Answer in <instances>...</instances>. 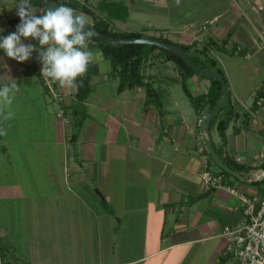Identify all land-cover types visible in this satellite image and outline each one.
I'll use <instances>...</instances> for the list:
<instances>
[{
    "label": "crops",
    "instance_id": "obj_1",
    "mask_svg": "<svg viewBox=\"0 0 264 264\" xmlns=\"http://www.w3.org/2000/svg\"><path fill=\"white\" fill-rule=\"evenodd\" d=\"M78 1L92 13L75 11L91 25L97 18L116 31L163 35L169 43L190 46L200 67L222 68L230 106L210 120L209 139L222 160L257 159L264 146V106L252 110L264 84V0ZM19 3L0 0V37L9 34V20L19 17ZM210 40L215 44L208 57L215 66L199 52ZM90 51L92 92L73 142L76 82L70 88L52 80V94L42 74L32 71L36 51L20 63L0 50V85L10 83L9 77L19 87L12 104L0 106V129L6 132L0 135V236L9 247L6 260L235 264L221 254L222 230L241 221L239 200L209 188L202 177L201 120L215 106L210 108L206 96L210 78L195 71L186 79L191 96L203 98L194 103L176 62L160 46L150 49L140 72L160 104H148L145 85L119 90L112 60L97 46ZM8 112L13 115L5 120ZM256 169L247 177L239 173L243 179L230 178L248 193L260 192L261 185L251 182L260 173Z\"/></svg>",
    "mask_w": 264,
    "mask_h": 264
},
{
    "label": "clouds",
    "instance_id": "obj_2",
    "mask_svg": "<svg viewBox=\"0 0 264 264\" xmlns=\"http://www.w3.org/2000/svg\"><path fill=\"white\" fill-rule=\"evenodd\" d=\"M16 8L21 23L15 32L0 37V50L20 63L38 51L42 75L59 82L62 87H74L75 81L86 73L94 59V54L88 50V41L93 35L91 19L67 6L51 7L46 13L37 15L31 0H20ZM28 38L38 41L39 49L22 42ZM8 79L10 83L0 85V106H10L19 91L17 83ZM12 115L8 112L4 119H10ZM0 135H6V132L0 129Z\"/></svg>",
    "mask_w": 264,
    "mask_h": 264
},
{
    "label": "trees",
    "instance_id": "obj_3",
    "mask_svg": "<svg viewBox=\"0 0 264 264\" xmlns=\"http://www.w3.org/2000/svg\"><path fill=\"white\" fill-rule=\"evenodd\" d=\"M55 2H57L60 5L63 6H67V7H71L74 10H78V11H83V12H87L89 14H91V10L89 8H87L85 5L81 4L78 0H54ZM31 5L32 6H38L40 8V10L36 11L37 15H42L44 13H46V11L48 10L47 7H45L43 4H41L40 2L36 1V0H31ZM21 23L20 18H13L9 20V27L7 28V31L10 33H13L16 31L17 26ZM93 27L94 29L99 32L100 34H102L103 36L106 37H111V38H139V37H144L147 36L143 31H136V32H124V31H116L113 30L110 27V24L108 22H106L103 19H97L94 18V22H93ZM150 37H154L157 38L161 41H165V42H169V39H167L165 36L160 35H152ZM38 42V41H37ZM214 42L213 41H208L206 43V46L200 50L199 52H201L205 57H206V61L210 62V64H213L215 66L216 62L214 61L213 58L208 57V53L210 52V49L212 46H214ZM92 46H97L99 48H101L105 54L106 57L110 58L113 62L114 65V69L117 71L119 77H120V85H119V90H123L126 87H131V86H136V85H145L146 89H147V94H148V99H147V103L148 104H155V105H159L160 102L156 100L157 97V92L154 90V88L152 87V85L150 83H145L143 80V76L141 75L140 69H141V65L144 61V59L148 56V52L150 49H154L157 48V45H151L148 43H128V44H122L119 46H113L107 43H103L98 41L95 37L91 36L89 38V42H88V50L90 51V48ZM182 48H184L185 50L190 52L191 47L188 45H180ZM35 47H37V49H39V43L35 44ZM161 49H163L167 55L168 58H170L171 60H174L176 62V64L178 65V67L180 68L182 75H183V86L186 89L187 93L190 95V97L192 98V101L194 103H200V100L203 98H195L193 96H191L188 88H187V84H186V79L188 77H190L192 74L195 73V70L188 65V63L183 60V58L179 55H177L176 53L167 50L163 47H161ZM37 52V57H39V52ZM191 57L193 58V60L196 62V64L198 66L204 65L203 63L200 62L199 57L191 54ZM206 63V62H204ZM42 65V63H41ZM38 63L36 60L33 61L32 63V71L41 74L40 71H38ZM217 70L219 72H221L224 76L225 73L223 71L222 68H217ZM93 66L90 63L86 73L79 77L75 82H76V99H77V106L75 109V127H76V131L73 133L72 135V141L75 142L76 138H77V129L80 125V123L82 122L84 116H85V101L88 99L90 93L92 92V85H91V76L93 74ZM42 76V75H41ZM226 78V76H225ZM261 94L264 95L263 92H260ZM223 95V89H222V83L220 82V80L218 79H214V78H210V88L208 91V94L206 95L209 98V102H210V108H212L216 102L221 98V96ZM230 106V104H229ZM257 105L254 104L253 108L256 109ZM217 118V116H215L212 120L214 121ZM221 130L224 129V125L223 122H220L219 124ZM206 152L210 155V153L208 152V149L206 147ZM211 156V155H210ZM224 162L226 164H228V166H230L234 171L244 175L247 177V173L248 170H252V169H256L258 167L254 166L253 164H240L237 163L236 161H233L231 158L229 157H224L223 158ZM262 168H264V163L261 165ZM259 169V168H258ZM256 169V171L259 172V170ZM222 171L229 177H233L235 179L234 176H232L230 173L224 171L222 169ZM259 174V173H258ZM258 176V175H257ZM256 176V177H257ZM253 184H261L262 180L259 179H254L251 181ZM9 251V247L4 243L2 237L0 236V261L1 264H12L11 262L6 260V256H7V252Z\"/></svg>",
    "mask_w": 264,
    "mask_h": 264
},
{
    "label": "built area",
    "instance_id": "obj_4",
    "mask_svg": "<svg viewBox=\"0 0 264 264\" xmlns=\"http://www.w3.org/2000/svg\"><path fill=\"white\" fill-rule=\"evenodd\" d=\"M36 61L42 74V65L38 57ZM43 78L50 92L55 94L53 81L44 76ZM260 92L264 93V84L255 94L254 104L257 107L255 110L251 109L254 112H258L264 106V95ZM199 150L204 163L202 177L208 187L226 190L239 200L241 208L242 218L239 224H227L223 227L222 235L226 244L222 250V256L235 264H264V168L261 167L264 163V146L254 161L247 162L241 157H234L237 163L253 164L260 168L257 179L262 180L261 191L255 193H248L234 183V180L227 176L222 168L214 169V160L206 152L205 144H201Z\"/></svg>",
    "mask_w": 264,
    "mask_h": 264
},
{
    "label": "water",
    "instance_id": "obj_5",
    "mask_svg": "<svg viewBox=\"0 0 264 264\" xmlns=\"http://www.w3.org/2000/svg\"><path fill=\"white\" fill-rule=\"evenodd\" d=\"M36 1L40 2L47 8L63 6L55 2L54 0H36ZM90 27L93 32L92 36L95 37L100 42L107 43L113 46H119V45L128 44V43H148L151 45H157V46L163 47L181 56L183 60H185L188 63V65L191 66L196 72L208 78H214V79L220 80V82L222 83L223 95L217 101V103L211 109V111L208 114L203 116L201 120V130H202L203 138L205 140V144L208 149V152L210 153L214 162L224 171L230 173L231 175L239 179H243V177L239 173L234 171L230 166H228V164H226L222 160V158L219 156V154L217 153V151L215 150L214 146L212 145L209 139L210 120L213 119L222 108L228 106L231 100L230 88H229L228 82L225 76L221 72H219L218 70L211 69V68L198 66L196 62L193 60V58L191 57L190 53L184 48L176 44L161 41L157 38L148 37V36L139 37V38H111V37L103 36L102 34L97 32L94 29L93 25H90Z\"/></svg>",
    "mask_w": 264,
    "mask_h": 264
},
{
    "label": "rangeland",
    "instance_id": "obj_6",
    "mask_svg": "<svg viewBox=\"0 0 264 264\" xmlns=\"http://www.w3.org/2000/svg\"><path fill=\"white\" fill-rule=\"evenodd\" d=\"M216 168H217V169H220V167H219V166H217Z\"/></svg>",
    "mask_w": 264,
    "mask_h": 264
}]
</instances>
